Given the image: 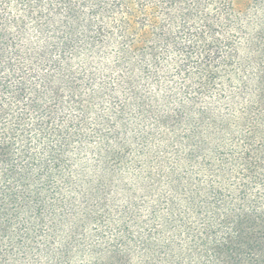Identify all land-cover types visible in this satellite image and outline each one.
<instances>
[{"label":"trees","instance_id":"trees-1","mask_svg":"<svg viewBox=\"0 0 264 264\" xmlns=\"http://www.w3.org/2000/svg\"><path fill=\"white\" fill-rule=\"evenodd\" d=\"M129 135L170 196L88 264H264V0H0V264L72 261Z\"/></svg>","mask_w":264,"mask_h":264},{"label":"rangeland","instance_id":"rangeland-1","mask_svg":"<svg viewBox=\"0 0 264 264\" xmlns=\"http://www.w3.org/2000/svg\"><path fill=\"white\" fill-rule=\"evenodd\" d=\"M133 139V136L129 135L124 151V164L118 166L114 173L106 172L102 174L100 171L95 173L93 171L94 168L88 167L89 173L86 179L94 181V185H97L98 179H104L106 189L104 190L103 199L106 204V213L109 216L108 219H105L104 226L98 225L94 220L88 222L84 219L86 217L84 210L80 211V200H77V210L80 212L76 213L75 222L82 228L75 237L76 244L73 248V260L67 264H88L92 262L94 258L90 251L94 246H98L99 252L104 253L102 250L112 240L114 230L118 227L121 228L124 223V219L119 217L122 211H134L135 208H139L145 214L158 195L163 197L170 196L171 187L169 179H166L167 177L154 187H152L151 179L149 180V175L154 174L158 170L157 159L155 160L154 158L163 157L157 142L155 141L146 147L144 155L140 156L141 154L138 153L141 148L133 143ZM130 145H133L132 149H129ZM131 150L134 152L130 153ZM213 155L214 153L210 154L209 157ZM89 162V164L92 163L91 159ZM170 162L169 160L168 170ZM101 228L106 233L104 237H101ZM254 229L264 238L263 223H260ZM68 230L65 229L63 237L66 236ZM133 231H136V229H133ZM137 261L138 258L132 256L131 263H136Z\"/></svg>","mask_w":264,"mask_h":264}]
</instances>
